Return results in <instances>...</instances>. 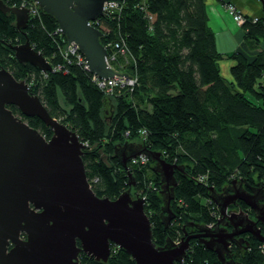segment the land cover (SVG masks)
<instances>
[{
  "label": "trees",
  "instance_id": "16d2710c",
  "mask_svg": "<svg viewBox=\"0 0 264 264\" xmlns=\"http://www.w3.org/2000/svg\"><path fill=\"white\" fill-rule=\"evenodd\" d=\"M24 1L3 0L8 6ZM117 1L116 9L106 11L95 26L103 34L102 44L118 45L113 67L132 78L133 85L118 84L107 96L75 56L66 57V41L55 33V19L40 8L22 32L14 26L13 15L0 12V69L23 79L49 115L86 144L82 160L96 196L115 199L128 188L131 176L136 195L145 198L152 241L163 246L168 238L176 241L184 232H196L194 225H215L219 212L210 187L217 191L241 180L264 190V17L243 16L244 42L254 55L232 54L231 81H227L219 69L225 55L217 51L207 25L206 0ZM26 38L55 71L42 73L16 60L8 45ZM10 109L46 139L51 136V129L39 118L23 117L14 106ZM125 144L129 153L159 152L165 162L183 167V172H174L175 187H168L175 217L167 226L157 191L161 177L148 169L154 161L148 156L145 162L131 158L124 168L116 150ZM238 207L248 211L243 202ZM242 237L240 246L230 249L232 259L239 264L263 262L264 244L249 235ZM79 260L135 264L129 254L112 245L105 263L83 253ZM176 264L226 263L191 240L184 259Z\"/></svg>",
  "mask_w": 264,
  "mask_h": 264
},
{
  "label": "water",
  "instance_id": "95a60500",
  "mask_svg": "<svg viewBox=\"0 0 264 264\" xmlns=\"http://www.w3.org/2000/svg\"><path fill=\"white\" fill-rule=\"evenodd\" d=\"M33 1L55 19L67 43L77 45L91 74L100 79L120 75L130 78L107 64V50L100 41L103 34L90 24L103 15L105 3L116 1ZM261 3L264 7L263 0ZM0 12L13 15L19 31L26 29L28 8L8 6L0 0ZM8 47L19 62L42 73L52 71L27 38ZM10 106L23 117L39 118L51 129V136L46 139ZM125 148L126 144L116 150L124 168L141 154L154 161L151 165L161 177L159 192L164 200L160 215L167 226L175 217L169 206L173 196H169L172 191L168 187H175L174 172H183V167L165 162L159 152L129 153ZM83 149L76 133L49 115L39 98L29 93L23 79L0 69V264H81L80 253L105 263L111 245L124 250L135 264H176L184 259L191 240L212 250L220 262L239 264L231 257V244L239 245L244 235L264 244L258 225L264 227V190L232 180L221 192L210 187V198L219 212L213 227L194 225L196 232H184L179 243L168 238L163 246H156L144 211L145 199L133 196L131 176L128 188L115 199L96 196L86 178ZM239 201L251 209L254 220L241 208L229 209Z\"/></svg>",
  "mask_w": 264,
  "mask_h": 264
},
{
  "label": "crops",
  "instance_id": "0c3cea01",
  "mask_svg": "<svg viewBox=\"0 0 264 264\" xmlns=\"http://www.w3.org/2000/svg\"><path fill=\"white\" fill-rule=\"evenodd\" d=\"M232 3L244 17H264V7L261 0H206L205 14L207 25L215 36V46L219 53L225 55V58L219 61L221 76L231 81L230 67L234 60L230 57L235 53H242L248 57L254 54L244 42V32L241 26L233 21L231 15L227 12L225 5Z\"/></svg>",
  "mask_w": 264,
  "mask_h": 264
},
{
  "label": "built area",
  "instance_id": "2783aa9c",
  "mask_svg": "<svg viewBox=\"0 0 264 264\" xmlns=\"http://www.w3.org/2000/svg\"><path fill=\"white\" fill-rule=\"evenodd\" d=\"M109 1H116V2H108L104 4V8H103V14L111 9H116V7L118 6V1L117 0H109ZM20 7H25L29 9V15L30 18H33V16L37 13V9L40 8L37 3H35L33 0H26L24 2H22L20 5ZM17 6V7H19ZM227 12L231 15L233 21H235L237 24H242L244 22L243 16L241 15V13L239 12V10H237L236 6L232 3H227L225 5ZM41 9V8H40ZM100 18V17H99ZM98 18V19H99ZM90 22L91 25L95 26V24L97 23V20ZM257 18H254L253 20H256ZM96 27V26H95ZM97 28V27H96ZM56 34H59L60 36H63L59 30L56 29L55 31ZM64 37V36H63ZM65 39V37H64ZM66 41V39H65ZM67 41H66V45H67ZM65 45V46H66ZM72 46V47H71ZM103 46L105 47V49L107 50V56H106V62L107 64L116 72L123 74L120 71H117L115 69V67H113V62L116 60V52L114 51L115 48H119L117 44H114L113 47H111V44H103ZM65 51V49H64ZM122 51V50H121ZM66 57L68 55L71 56H75L77 59L78 64H83L84 67L86 68V64H85V60H84V56L79 52L78 47L75 43H69L66 46V51H65ZM87 69V68H86ZM52 71H55V69H52ZM94 80L96 81L97 85L105 90L106 95L111 96L112 93V87L117 86L118 84L121 86L124 85H133L134 84V80L132 78H125L124 76H114L110 79H100L98 78L96 75H94ZM141 134H144V131H141ZM84 145V147L86 146L85 143H82ZM137 159H140L142 162L147 161L148 157L141 154L138 155L135 158L131 159V162H135ZM144 198V197H143ZM145 199V198H144ZM209 227H212L211 225ZM181 240V238L179 240L174 241L175 243H179Z\"/></svg>",
  "mask_w": 264,
  "mask_h": 264
},
{
  "label": "rangeland",
  "instance_id": "374dc122",
  "mask_svg": "<svg viewBox=\"0 0 264 264\" xmlns=\"http://www.w3.org/2000/svg\"><path fill=\"white\" fill-rule=\"evenodd\" d=\"M263 46H264V43H263ZM29 86V85H28ZM30 92V91H29ZM61 101V100H60ZM62 107L64 108V109H68V107H66V106H64V105H62ZM64 120V119H63ZM100 151H102L101 153V155H102V157H103V159H105V154H104V151L102 150V149H100ZM184 162V161H183ZM185 165H187V163L186 162H184V167H185ZM149 168L148 169H154L153 167H152V165H151V163H150V165L148 166ZM154 171H156L155 169H154ZM148 175H149V177H153V174L151 173V171H148ZM159 178H160V176H159ZM159 181H161V180H159ZM224 187V186H223ZM223 187L222 188H220V190H217V192H221L222 191V189H223ZM160 184L159 185H157V191H158V195H160V198H161V202H160V205L162 206L163 204H164V200H163V197H162V195L160 194V192H159V190H160ZM132 190H133V196L134 197H136V192H135V189L134 188H132ZM237 208L238 207H236V209H233V211H237ZM148 213H150V212H148ZM253 214V216H254V213H252ZM252 214H250L249 213V217H251V215ZM261 228H262V226L260 225V224H258ZM213 227V226H212ZM262 231H263V233H264V229L262 228ZM240 246V245H239ZM241 246H243L244 247V244H241ZM261 253H262V249H261ZM264 254V253H263ZM259 264H264V261L263 262H260Z\"/></svg>",
  "mask_w": 264,
  "mask_h": 264
},
{
  "label": "flooded vegetation",
  "instance_id": "af4514ba",
  "mask_svg": "<svg viewBox=\"0 0 264 264\" xmlns=\"http://www.w3.org/2000/svg\"><path fill=\"white\" fill-rule=\"evenodd\" d=\"M236 187L238 186L237 184L235 185ZM239 202H241V201H239ZM239 202H237L236 204H234V205H231L230 207H229V209L230 210H233V209H236V207H238V205H239ZM248 209V211H247V213L249 212V210H251V209H249V207H247ZM239 209V207L237 208V210ZM246 212V211H245ZM248 215H249V213H248ZM250 216V215H249ZM251 219H253L254 220V216H253V214L251 215V217H250ZM174 219V218H173ZM173 219H171L170 220V222L173 220ZM169 222V223H170ZM229 225V224H228ZM221 227H223V225L221 226ZM231 226L229 225V227L227 228L228 230H229V228H230ZM231 229V228H230ZM246 236V235H245ZM182 237V236H181ZM21 238L23 239V240H25L26 239V237H25V235H22L21 236ZM241 243V242H240ZM234 245H238V244H235V243H233V244H231L230 245V247H229V249H231ZM240 245V244H239ZM12 247V245H9L8 246V249H10ZM82 253H80L79 255H78V260H79V257H80V255H81ZM83 254H85V253H83ZM86 255V254H85ZM87 256V255H86ZM87 257H89V256H87ZM89 258H91V257H89ZM92 259V258H91ZM94 260V259H93ZM79 262H80V260H79ZM81 263V262H80ZM82 264V263H81Z\"/></svg>",
  "mask_w": 264,
  "mask_h": 264
}]
</instances>
